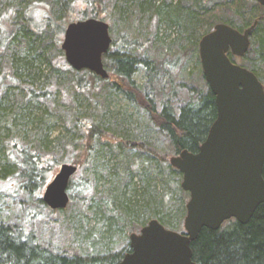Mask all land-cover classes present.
Wrapping results in <instances>:
<instances>
[{
	"label": "trees",
	"instance_id": "1",
	"mask_svg": "<svg viewBox=\"0 0 264 264\" xmlns=\"http://www.w3.org/2000/svg\"><path fill=\"white\" fill-rule=\"evenodd\" d=\"M102 1L0 0V190L5 182L14 180L21 192L52 211L42 200V192L58 164L72 163L86 170L97 143L112 138L115 145L104 141L110 149L138 151L135 163L128 164L117 178L108 171V176H84L75 181V174L69 186L71 202L81 201L93 208L92 200L98 199L99 210L113 214L129 235L139 233L152 219L184 232L186 197L178 203L177 194L170 192L174 186L184 194L183 174L171 165V157L158 149L150 134L137 139L138 135L133 136L136 128L126 122L119 124L122 132H111L103 118L87 115L83 119L72 104L80 94L87 96L114 76L115 84L138 98L148 111V133L163 136L175 155L185 149L198 152L217 118L216 98L201 67L199 41L218 23L243 31L257 20L248 52L243 57L229 52V56L236 63L242 60L264 84V6L256 0H112L105 11L109 21L102 15ZM78 2L86 7L77 12ZM36 13L41 15L38 20ZM90 17L109 21L110 31L113 20L129 22L133 18L137 25L150 22L154 37L141 43L130 30L135 24L125 27L103 57L108 79L86 69L77 71L65 59L63 36L69 23ZM175 27L178 35L168 45L175 50L172 56L167 54L159 63L142 59L150 38L166 44L165 38L171 37L169 32ZM163 32L164 38L160 37ZM136 50L142 51L139 57ZM195 59L200 79L194 71L190 74L191 82L183 86L190 90L189 97L177 103L179 90L173 79L182 65ZM141 65L148 79L143 87L133 80ZM165 75L167 87L162 84ZM60 122L63 132L57 131ZM69 151L74 154L71 160L67 159ZM78 154H85V159L80 160ZM101 179L106 188L98 193ZM37 215L33 211L27 221L13 223L2 217L0 209V264H119L131 249L128 246L109 258L58 253L40 243L34 221L30 222ZM192 250L198 264H264V203L247 224L233 218L218 230L202 229Z\"/></svg>",
	"mask_w": 264,
	"mask_h": 264
},
{
	"label": "water",
	"instance_id": "2",
	"mask_svg": "<svg viewBox=\"0 0 264 264\" xmlns=\"http://www.w3.org/2000/svg\"><path fill=\"white\" fill-rule=\"evenodd\" d=\"M264 6V0H256ZM258 21L240 31L218 23L199 41L206 82L216 98L217 118L198 152L187 149L170 158L189 193L184 232L150 220L130 235V251L119 264H198L192 243L204 228L218 230L230 219L247 224L264 203V84L251 69L233 62L251 46ZM113 38L108 22L90 17L65 29L61 48L75 70H89L103 79L110 74L103 57ZM78 165L62 163L42 195L52 210L71 201L69 186Z\"/></svg>",
	"mask_w": 264,
	"mask_h": 264
},
{
	"label": "rangeland",
	"instance_id": "3",
	"mask_svg": "<svg viewBox=\"0 0 264 264\" xmlns=\"http://www.w3.org/2000/svg\"><path fill=\"white\" fill-rule=\"evenodd\" d=\"M111 1L112 0H103V9L101 10L102 15L104 13L106 19L109 21L111 20L110 15L105 11L111 7ZM85 7L86 5L84 2H78L76 11H81L85 9ZM33 15H35V11ZM40 17L41 15L36 13V19L38 20ZM109 21L107 22L111 26ZM112 22L114 23L110 34L113 39L117 38L124 31L125 27H131L133 24H135V26L130 30L138 37L141 43L148 36L154 37L153 34L150 33L152 30L150 22H139L137 25V22L133 18L129 22H118L117 20H113ZM169 34L171 37L165 38L167 39L166 44H164V41L156 42L154 38H150L149 43L146 45L147 49L142 54V59L156 60L157 63H159L167 54L172 56L175 50H169L168 45L171 41L176 39L178 29L175 27ZM160 37H165L164 32L160 34ZM163 45L164 48L161 49L160 47ZM139 53H142V51L136 50L135 54L138 57ZM189 58L191 59V57ZM241 61L237 60V63L242 65ZM197 64L196 59L188 60L178 69V73L173 79L174 82L176 81L174 84L178 85L179 90L176 99L177 103H181L189 97L190 90L185 89L186 86L183 88V86L184 83L191 82L192 75L190 76V74L194 71V76L200 79L199 73L197 72L198 70L196 71ZM261 74L264 81V72ZM133 80L142 87L147 83V71L142 65L137 70ZM115 81H117L116 78L112 76L109 81L107 80L106 82L99 83V87L91 90L92 93L88 94L89 96L80 94L77 100L72 104L75 107V111H78L83 119L87 115L97 120L103 118L111 132L115 131L119 133L123 131V128L120 127V122H126V125L129 127L133 125L134 129L136 128V131L133 133L134 137L138 135L139 137L136 138L140 139L142 136H148V134H150L155 145H157L158 149H160L163 154L167 155L168 159L175 155L170 149L168 141L163 136H159L157 133H148L147 126L151 123V118L148 111L139 103V99L128 96L117 84H115ZM168 81L165 75L162 80L164 87H167ZM189 85H192V83ZM56 127L58 132L64 131L63 122L56 124ZM118 129H121V131ZM55 135H57V133ZM27 137H30V135H27ZM104 141L112 145L116 144L114 139L107 137L99 141L93 151L92 159H90V166L86 170L85 168L79 169L74 178L75 181H80L84 176L101 177L103 174L106 176L108 171L113 177L117 178L119 173L121 175V173L124 172L128 164L135 163L138 157V151L136 149L129 150L125 148L122 153H119L110 149ZM77 156L80 160L85 159V154H78ZM73 157V153L70 151L67 152L68 160H71ZM59 167L60 164H58L51 176L52 179L58 172ZM108 175L109 174H107V176ZM104 182L105 180L101 179L98 193H101V191L106 188ZM170 192L173 196L177 194L176 202L178 203H181L183 197H186L185 205L187 204L190 197L188 192L187 197L186 191H184L183 194L180 189H176L174 186L170 187ZM43 193L44 190L42 195ZM91 203L93 208L88 207L81 201H70L65 209L50 211L36 200L33 201V197L29 193L21 192L16 187V181L14 180L5 182V185L3 184L0 190V209L2 217L8 221H13V223H23L30 219L29 213L32 214L33 211H36L38 214L37 218L32 219L30 222L34 221L40 243L51 247L58 253H67L70 256L80 255L85 258H92L93 256L108 257L111 254L122 252L126 247L128 248V246L130 247V235L126 229L123 230L114 219L115 216L109 212H102L99 210L98 199H93ZM96 209H98L100 213L97 212Z\"/></svg>",
	"mask_w": 264,
	"mask_h": 264
}]
</instances>
